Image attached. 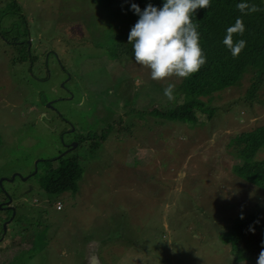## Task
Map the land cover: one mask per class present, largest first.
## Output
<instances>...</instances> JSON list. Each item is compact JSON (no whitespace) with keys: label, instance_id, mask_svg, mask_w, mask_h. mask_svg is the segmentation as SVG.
I'll list each match as a JSON object with an SVG mask.
<instances>
[{"label":"rangeland","instance_id":"rangeland-1","mask_svg":"<svg viewBox=\"0 0 264 264\" xmlns=\"http://www.w3.org/2000/svg\"><path fill=\"white\" fill-rule=\"evenodd\" d=\"M17 2L0 20L4 31L15 25L7 38L27 43L15 48L0 34V199L11 194L20 210L6 235L21 241L0 251V264H92L93 250L100 264H257L258 233L249 258L223 232L242 215H264V188L234 173L242 157L231 143L264 122V87L261 102L243 100L247 72L205 100L211 119L167 120L174 101L163 90L181 79L153 80L135 61L134 24L114 2ZM63 156L78 163L76 191L52 200L61 209L40 210L52 199L38 181L44 161L52 169Z\"/></svg>","mask_w":264,"mask_h":264},{"label":"trees","instance_id":"trees-1","mask_svg":"<svg viewBox=\"0 0 264 264\" xmlns=\"http://www.w3.org/2000/svg\"><path fill=\"white\" fill-rule=\"evenodd\" d=\"M107 1L114 2L112 4L118 10L121 8L126 14H129V23L134 25L138 21L139 15L131 9L133 3L138 4L143 11L149 3L160 8L165 2V0ZM242 2L255 4L261 11L242 14L236 8V5ZM0 8L1 20L6 13L12 11L16 14L21 7L17 0H12ZM119 11L121 12V10ZM125 13L123 14L126 15ZM238 17L243 20L245 32L242 36L234 35L233 39L234 42L240 39L245 40L246 47L237 58H233L230 50L222 41L226 36V29L234 25ZM192 19L199 24L200 44L207 57V63L197 73L178 82L175 93L181 98V102L175 100L171 105H168L163 115L167 120L187 123L190 127L195 125L197 118H199L197 111L205 112L209 119L214 115L215 109L205 103L208 97L240 86L241 79L247 72L250 73V77L243 100L261 102L258 96L260 95L259 91L264 87V2L263 0H211V6L207 9H198ZM14 26L12 24L6 31L0 28V34L5 37V42L8 45L15 48H26L27 43L22 39L20 40L18 36L14 35L7 38ZM23 50L25 49L19 50V55L16 57L18 63L23 59L25 60L23 57L27 56L22 52ZM131 51H133L132 48ZM124 115L129 118L128 114L125 113ZM231 143H236L239 146L237 153L242 157L241 162L235 165L234 173L250 184L264 188V122L235 135L231 139ZM259 152H262V157H258ZM74 158L63 156L60 161L57 160V165L52 169L49 160L44 161L45 168L39 174L38 181L40 187L52 196V199L44 200V207L40 210H48L50 207L56 208L53 201L59 193L63 191L74 193L76 191L75 183L79 178V166ZM253 232L258 233V237L256 236L253 241L264 243V215L259 210L242 215L232 222L223 232L224 241L230 243L231 249L235 251L237 257L252 258L253 254L259 252L253 249V245L247 244L248 242L251 243L249 234L254 235Z\"/></svg>","mask_w":264,"mask_h":264},{"label":"clouds","instance_id":"clouds-1","mask_svg":"<svg viewBox=\"0 0 264 264\" xmlns=\"http://www.w3.org/2000/svg\"><path fill=\"white\" fill-rule=\"evenodd\" d=\"M210 6L211 0H165L162 7L157 8L149 3L143 11L136 3L131 5L139 19L131 28L128 43L133 46L135 61L150 69L151 79H186L207 63L200 44L199 24L192 17L198 9ZM236 8L242 14L261 11L255 4L243 2L238 3ZM244 32L245 25L240 17L226 29L222 42L233 58H237L246 47L245 40L234 42L233 37L242 36ZM175 89L176 85L169 83L163 90L170 102L176 99ZM257 264H264V250L259 253Z\"/></svg>","mask_w":264,"mask_h":264},{"label":"flooded vegetation","instance_id":"flooded-vegetation-1","mask_svg":"<svg viewBox=\"0 0 264 264\" xmlns=\"http://www.w3.org/2000/svg\"><path fill=\"white\" fill-rule=\"evenodd\" d=\"M70 143V141L68 142ZM70 146L69 144H67L66 148L65 149H70ZM68 152V151H67ZM66 152V153H67ZM71 152V151H70ZM30 174V173H29ZM18 176V175H17ZM24 176V175H22ZM21 176V177H22ZM20 177V176H18ZM20 177V178H21ZM29 178H31V176H29L26 180H23V181H27L29 180ZM15 179V178H14ZM22 179V178H21ZM31 190V185H29V188H27L25 190V193L29 192ZM6 192L5 189H3L2 193L4 194ZM7 196V197H6ZM5 199H0V226H1V231H0V242H2L0 244V251H4L5 249H7L8 247H11V246H15L16 242L18 241H21L19 238H15V237H12V235H6L7 233V230H8V226L16 220V222L19 220L20 221V218L18 216V212H20V210H16V206L13 202V199L11 197V194L9 193H5ZM11 198V201L9 203H5L6 201H8V199ZM13 209H11L12 207ZM7 209L10 210V213L7 215ZM29 212V211H28ZM18 216V217H17ZM17 217V218H16ZM3 224H5V231L3 229ZM26 225H24L23 228H25ZM14 254V252H13Z\"/></svg>","mask_w":264,"mask_h":264},{"label":"water","instance_id":"water-1","mask_svg":"<svg viewBox=\"0 0 264 264\" xmlns=\"http://www.w3.org/2000/svg\"><path fill=\"white\" fill-rule=\"evenodd\" d=\"M73 145H75V142H73ZM73 145H71V146H73ZM71 146H70V148H71ZM36 173V169L34 170V172H32V173H30V174H28L27 176H22L21 174H19V173H14L13 175H12V177L10 178V180L12 181L13 180V178L15 177V175H18V176H22L21 178H22V180H26L29 176H32V175H34ZM3 179H5V177H2L1 179H0V182L3 180ZM11 201V198H9L8 199V201H7V203H9ZM12 207V206H11ZM11 209H13V207L11 208ZM3 229H4V231H5V224H3ZM93 252V258L91 259L92 260V264H100V262H99V259L97 258V253L95 252V250H93L92 251Z\"/></svg>","mask_w":264,"mask_h":264},{"label":"built area","instance_id":"built-area-1","mask_svg":"<svg viewBox=\"0 0 264 264\" xmlns=\"http://www.w3.org/2000/svg\"><path fill=\"white\" fill-rule=\"evenodd\" d=\"M61 207H62V204L58 202V203L56 204V209H61Z\"/></svg>","mask_w":264,"mask_h":264}]
</instances>
